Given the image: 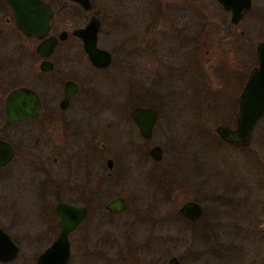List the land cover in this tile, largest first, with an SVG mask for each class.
<instances>
[{
	"label": "rangeland",
	"instance_id": "374dc122",
	"mask_svg": "<svg viewBox=\"0 0 264 264\" xmlns=\"http://www.w3.org/2000/svg\"><path fill=\"white\" fill-rule=\"evenodd\" d=\"M254 1L253 9L240 23L245 40L235 33L231 41L230 37L219 36L222 28L219 24L227 22V15L218 9L214 0H107L105 9L108 10L97 47L111 53L109 68L93 69L74 39L55 50L51 58L55 63L53 73L62 70L64 78L59 82L70 79L78 86L71 109L83 103L82 108L100 112L99 117L105 120L124 116L125 107L128 115L133 106L145 103L161 109L158 129L152 139L163 149V161L157 165L147 159L139 164L130 149L129 138L122 133L124 126L120 127L121 131L116 125L91 119L99 131L107 133L106 141L112 145L117 165L123 170L118 188L110 185L101 196L106 194L102 204L122 197L124 210L116 217H108L100 209L99 212L92 210L91 216L95 218L85 221L91 227L83 234L88 232L86 236L92 237L91 244L104 231L107 258L115 253V245L125 234L132 235L131 244L141 246L136 253L141 264H166L171 257L180 264H264V116L255 125L245 149L223 143L212 132L222 123L234 126L228 120V111H224L234 93L226 79L231 65L235 68L237 62L246 66V70L254 66L253 46L264 40V11L257 15V7L264 0ZM119 10L127 14L123 29H117L114 20L107 17L115 18ZM4 17L10 19L0 6V124L2 98L10 90L27 85L44 97V103L50 102L54 93L48 79H43L46 76L37 71L36 41L24 38L11 21L4 24ZM196 25L197 59L193 46L186 47V55L181 53L182 56L178 54L174 58L170 51V58L163 63L168 70L164 71L160 61L155 62L159 69L151 77L148 55H145L149 45L145 41L147 29L153 28L154 38H161L154 44L155 53L166 54L173 45L166 35L160 37L165 29L183 26L186 37L191 38ZM51 33L56 34L57 30ZM221 38L224 41H219ZM247 39L250 45L246 54L240 44L242 40L245 44ZM136 44L142 48L141 52H135ZM55 95L52 103L58 102L60 92ZM193 106H197L196 117L188 111L185 115L164 114L171 108ZM24 127L30 124L21 125V129ZM21 165L22 174L16 182L12 178L5 181V170L0 172V224L20 248L13 264H34L33 259L53 240L51 236L46 238V227L51 221L55 225L52 207L56 199H50L44 210H40L41 202H46L42 199L46 191L40 183L44 176L34 175L27 161ZM97 196L99 192L94 195ZM176 197L180 201L199 203L203 210L200 220L187 223L175 210ZM98 215L105 223L96 218ZM97 224L102 227L99 229ZM131 230L135 233H124ZM78 253L77 246L75 254L78 256ZM71 263L86 264L82 259ZM109 264L117 262L112 260Z\"/></svg>",
	"mask_w": 264,
	"mask_h": 264
},
{
	"label": "flooded vegetation",
	"instance_id": "af4514ba",
	"mask_svg": "<svg viewBox=\"0 0 264 264\" xmlns=\"http://www.w3.org/2000/svg\"><path fill=\"white\" fill-rule=\"evenodd\" d=\"M41 1L44 2L46 5H48L52 12V17L48 23L49 32L47 36L55 37L57 42L54 48L52 49L48 57L43 58L35 51V47L40 42V40L24 37L23 35L22 36L24 38L32 39L36 41L34 52L39 58V62L36 67L37 71L39 74L46 76L43 77V79L45 80L48 79L47 80L49 82L48 84L54 91L51 101L56 96L55 93L60 92V98L57 103H52L51 101L48 103L47 102L44 103L45 101L44 97H42L40 94H38V92H35L33 90L36 93L40 102L38 117L35 120H25V121L13 123L12 125L8 126L3 131L2 134H0V141L6 143L12 150V157L10 161L6 165L0 168V172L5 170V173L3 174L4 180L9 181L12 178L14 182L18 181L22 174L20 168L23 166L21 165V163L26 164L27 161L29 164L28 166L30 167L31 165V172L34 175H37V177H39V175L42 177L44 176L43 179L40 181V183L42 184V188H43L42 190L46 191V193L42 194V196L45 197L42 199H45L46 202L44 203L41 202V206L43 207L42 209L40 208V210H44V207L47 205L50 199L52 198L56 199V203L52 207V215H53L52 217L55 219V225H52V221H51L49 225L46 227L47 228L46 235H48L46 238L51 236L53 237V240L49 243V245L46 248H44L42 251L38 253V255L35 258V261L33 259V263L37 264L38 256L41 255L58 237L59 229L57 225V217L54 213V207L59 203H65L71 206L82 207L85 209L86 212L84 218L73 229H71L67 233V243H68L67 264H72L71 262L76 259H78L79 261L82 259L83 261H85L86 264H109L112 260H115L117 264H141L139 257H137L136 254L141 246H136L134 244H131L130 239L132 235L126 236L124 234L123 240L121 238V242L115 245L114 248L115 253H113L112 256H109L107 258L105 251L107 240L106 237L104 236V231H102L103 234L101 235V232L99 230L100 234L98 233L96 239L95 240L93 239L94 242L92 244L90 242V239L92 237L86 236L89 235L88 232L83 234L86 229H89V227H91L85 225V221L87 220V218L88 219L95 218V215L91 216L92 210H95V212L96 211L99 212L100 209L105 211L108 217H116L125 208V201L120 196L111 198L102 204V200L104 199L106 194L104 193L103 196H101V192L105 191V189L110 185H115L118 188L117 183L121 181L123 170L120 169L119 166L117 165V161L115 160V156L112 152V148L110 147L112 145L106 141L107 133L105 132V130H103L102 132L99 131L96 128L95 124L92 123L91 119L93 118L105 124L108 123L111 126L116 125L119 128L124 126L125 129L122 131V128H120V130L122 131L125 137L129 138L130 149L134 153V156L138 158L139 164L143 160L145 161L147 159L150 160L152 164L157 165L163 161V149L160 145L154 144L152 142V139L155 138V133L156 130L158 129V120L161 116L160 113L161 109H159L155 104L145 103V104L133 106V108L129 110V113L127 115L128 109L127 107H125L124 109L125 112L123 113V115L126 116V120L124 122H123L124 116H120L121 114L119 115L120 116L119 118L113 120L110 119L105 120V118L99 117L100 112L93 113L90 112V110H92L91 108H82L84 107L83 103L78 104L79 108L71 109V100L73 99L74 95L77 93L78 86L74 81L70 79H65L62 81V83L59 82L61 78H64L63 76L64 74L62 70H58L57 73H53L55 63L52 61L51 58L53 57V54L55 50L59 47V45L64 44L69 39H74L80 44L82 50V56L84 60H87V62L93 69L102 71L109 68L112 59V55L109 51L105 50L110 55L109 65L104 68H96L92 66L88 61V58L82 48V41L78 37L72 34L76 30L84 29L91 20H95L98 24L97 33H96V47H97L98 35L100 33V29L102 26L101 24H103V18L104 16H106L105 13H107L108 10L105 9L106 7L105 1L107 0H87L86 3L85 2L79 3L74 0H41ZM160 1H171V0H157V2ZM214 1L216 2L218 9L222 13L227 15L226 16L227 22L225 23L223 22L219 24L222 27L221 29L225 30V33L223 30L219 29V27L216 25L217 28L219 29V36L222 34L226 38L230 37L231 41H233L232 38H234L235 33H237L239 38L241 39L246 38V34L244 30L240 29V23L243 20L242 19L243 16L251 9H253V3L255 1L250 0V7L242 12L240 20L237 23L231 22V15L229 11L222 8L221 5L216 0ZM83 4H86V6H84ZM0 6H3L5 12H7V14L10 16V19L8 17H4L3 23L7 24L9 23V21L12 22L10 10L2 0H0ZM263 11H264V3L263 5L260 6V8L257 7V15H259ZM115 15H116L115 18L114 17L109 18V16H107L108 20H112V21L114 20L113 23L116 26V28L123 29L125 27L126 22L124 20H126L125 17H127V14L121 13L119 10L116 12ZM54 29L57 30L56 34L51 33L52 30ZM204 30L205 29H203V31ZM62 32L66 34V37L64 40H58V36ZM193 32L194 33L190 38V37H186V29L183 26H179L172 30L170 28L165 29L160 37H164L166 35V38L170 40L171 44L173 45V48L171 49L169 48V50L166 51V54L164 53L158 54L155 53L154 44L161 38L155 39L154 29L153 28L147 29L145 34L146 36L145 41L149 42V45H147L145 48V55L146 56L148 55V69L151 77L159 69L158 67H156L157 64L155 62L160 61L162 63L161 65L164 68V71H167L168 68L164 66L163 63L167 62V60L170 58L171 53H173V58L176 55L178 56V54L181 55V53L183 55H186L185 49L187 46L188 47L193 46L192 51L197 59V25ZM157 35H160V33H158ZM219 41L222 42L224 41V39L221 38L219 39ZM260 42H264V40L256 42L253 46L255 65L246 70V66L244 65L240 66V63L235 62L236 67L234 68L232 67L234 65H231V71L230 73H228V76L226 78L228 86L231 87V90L234 91V93L230 97V102L225 104L224 111L225 112L228 111L227 113L228 120L233 122L234 126L231 128L230 126L222 123L216 125L212 129V132L215 134L217 139H219L220 141H222L227 145L234 146L235 148L245 149L249 145L245 147L237 143L224 141L217 135V133L215 132V128L222 125L228 127L231 130L234 129L235 116L238 109L237 98L247 81L251 69L257 65L255 50L257 44ZM241 43L242 45L240 44V46L242 47V52L246 53L247 46L250 45V42L247 39L245 41L246 45L244 44L243 40L241 41ZM141 51L142 48H139V46L136 44L135 52L138 53ZM207 53L208 51H205V55H207ZM243 53H242V58H244ZM63 58L67 59V57H63ZM43 62H47L49 64L50 68L48 70L45 71L40 70V65ZM233 62L234 61L232 60L231 63ZM3 64L4 63L2 60L1 67H3ZM210 69L211 67H208V70ZM67 82H70L75 86V91L69 97L67 103L63 104L62 101L64 98V85ZM23 87L31 89L29 86H23ZM234 94L236 95L234 96ZM3 98H2V102H3ZM135 109H150L155 114L154 121L149 130L148 137H145L141 134L140 129L138 128V126L136 125V123L132 118V112ZM113 110L116 111L115 108ZM168 110L169 111H167V113H164L167 116L181 114V113L185 115L187 111L188 113L193 114L194 117L197 116V106L188 107V108L178 107L176 109L171 108ZM116 114L117 111L115 112V116ZM3 120H4V113H3ZM2 123L0 124V127ZM28 123L30 124V127L27 128L24 127L21 129V125L23 126L24 124H28ZM16 127L19 128L15 129ZM159 143L161 142L159 141ZM154 147H158L161 151L160 159L157 161L154 160L150 154V151ZM262 160H263V156H262ZM96 192H99V196L94 197ZM92 197H94V199L91 201ZM116 198H121L123 200V209L118 213H110L106 211L105 205L109 201L114 200ZM186 202L197 203L193 200L180 201L178 200L177 197L174 198V203H175L174 206L177 213H178V209ZM197 204L200 206L199 203ZM202 214H203V210L201 207L200 218L202 217ZM44 215L47 216L46 213ZM96 218H98L99 221L105 223V221H102L100 215L96 216ZM182 218L187 223H195L200 220L199 218L195 222H189L184 217ZM99 221L98 223H101ZM140 221L141 220H134L133 222H140ZM97 227L100 229L102 225L97 224ZM0 231L4 235H6L17 248L16 255L12 260H8V261L0 260V264H13L18 257L20 248L18 246V243L14 240L15 238L12 235H10V233L7 232V229L2 224H0ZM131 232L132 234L135 233L132 230L126 231L124 233L131 234ZM77 246L79 250L78 256L75 254Z\"/></svg>",
	"mask_w": 264,
	"mask_h": 264
},
{
	"label": "water",
	"instance_id": "95a60500",
	"mask_svg": "<svg viewBox=\"0 0 264 264\" xmlns=\"http://www.w3.org/2000/svg\"><path fill=\"white\" fill-rule=\"evenodd\" d=\"M9 8L14 28L24 37L40 40L35 47L37 54L43 58L48 57L56 44L53 36H47L49 32V20L52 12L48 5L41 0H2ZM86 3L87 0H74ZM222 8L229 11L231 22L237 23L243 11L250 7V0H216ZM86 6V4H83ZM97 22L91 20L81 30L72 34L82 41V48L90 64L96 68L107 67L110 63V55L107 51L96 47ZM66 34L60 33L58 40H64ZM255 56L257 65L249 73L247 81L237 98V113L235 127L229 129L226 126L215 128L217 135L224 141L233 142L242 146H248L251 139L252 129L264 115V42L256 46ZM50 68L47 62L40 65V70ZM75 91V86L67 82L64 85V98L66 104L69 97ZM40 102L36 93L26 87H17L10 90L3 98L2 109L4 120L0 127V134L13 123L35 120L38 117ZM154 112L150 109H135L132 118L141 134L148 137L149 130L154 121ZM150 154L154 160L160 159L161 151L154 147ZM12 157L11 148L0 141V168L6 165ZM264 161V155H263ZM106 211L118 213L123 209V200L116 198L105 205ZM57 217L59 235L55 241L37 258V264H67L68 243L67 233L73 229L85 216V209L59 203L54 207ZM178 213L189 222L197 221L201 216V207L194 202H186ZM0 260H12L17 252L16 246L0 231ZM166 264H180L175 257H171Z\"/></svg>",
	"mask_w": 264,
	"mask_h": 264
},
{
	"label": "trees",
	"instance_id": "16d2710c",
	"mask_svg": "<svg viewBox=\"0 0 264 264\" xmlns=\"http://www.w3.org/2000/svg\"><path fill=\"white\" fill-rule=\"evenodd\" d=\"M27 86V85H26Z\"/></svg>",
	"mask_w": 264,
	"mask_h": 264
}]
</instances>
